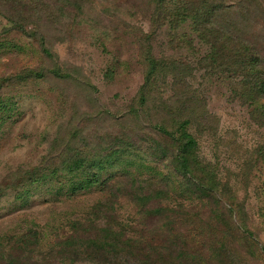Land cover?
I'll list each match as a JSON object with an SVG mask.
<instances>
[{
    "label": "rangeland",
    "instance_id": "1",
    "mask_svg": "<svg viewBox=\"0 0 264 264\" xmlns=\"http://www.w3.org/2000/svg\"><path fill=\"white\" fill-rule=\"evenodd\" d=\"M174 4L182 6L181 1ZM249 6V45L263 58L264 69V0H250ZM161 24L154 21L149 0H0V42L11 43L0 50V99L12 107L0 119V238L37 233L34 251L37 259L46 256L42 264H143L93 247L57 245L73 234L70 222L97 215L102 224L112 221L124 239L149 236L166 264L182 250L189 252L183 249L184 238L171 237L167 215L145 214L148 209L178 210L177 203L153 201L142 210L126 192L131 184L127 176L168 173L169 164L153 150L146 166L123 164L103 173L102 180L115 176L108 188L72 192L80 183L63 182L61 173L52 176L76 153L104 158L116 138H131L147 152L154 141L165 144L162 130H172L173 121L182 119L190 120L200 161L221 183L227 259L264 264V126L246 101L232 95L229 74L201 64L209 51L190 26L175 30L171 21ZM183 36L191 47L180 43ZM148 59H156L162 70L146 88L143 103ZM182 62L186 68L181 70ZM31 74L43 78L21 81ZM33 175L41 182H34ZM118 188L122 196L112 202ZM185 208L187 214L200 212V206ZM182 231L177 234L189 235ZM193 244L191 252L201 249L197 241Z\"/></svg>",
    "mask_w": 264,
    "mask_h": 264
},
{
    "label": "trees",
    "instance_id": "2",
    "mask_svg": "<svg viewBox=\"0 0 264 264\" xmlns=\"http://www.w3.org/2000/svg\"><path fill=\"white\" fill-rule=\"evenodd\" d=\"M178 1L182 2V6L179 8L175 6ZM171 3H175V8L171 6ZM149 5L153 9V18L156 23L171 21V25L176 24L174 25L175 30L184 25L190 26L200 43L209 51L207 56L201 60V64H206L209 68L217 67L230 75L234 84L232 95L246 101L252 107V114L263 127L264 69L261 68L263 58L254 46L249 45L248 33L253 28V10L249 6L250 0H240L232 5H227L225 0H149ZM174 11H177V14H174ZM13 25L21 30L24 28L17 27L16 23ZM181 42L188 44L189 47L192 46V41L186 36L182 37ZM10 44L9 42H0V50L10 48ZM12 48L17 52H23V48L19 45L14 44ZM146 66L145 83L141 92L143 103L146 88L154 85L155 76L162 70L156 59H148ZM185 68L184 62H182L181 70ZM107 76L112 79L111 73ZM30 77L34 80L43 78L42 75L31 74L21 78V81H26ZM10 105L0 99V119L7 115L9 109L12 108ZM173 125L174 128L170 131L162 130V134L167 139L166 143L154 141L153 148L149 147L147 152L142 151L141 144L131 138H127V140L116 138L104 158L89 159L82 157L81 152L76 153V159L65 161L61 170L58 171L59 173L54 172L52 176H59L61 173L64 178L63 182L80 183L78 187L72 188V192L84 190L85 187L105 186L108 188V184L114 181L115 176L102 180L103 173H108L109 170L119 168L123 164L141 162L143 166H146L153 157L151 153L153 150L154 155L161 156V160L169 164L166 166L169 170L168 173L158 176L159 170H154V173H151L153 175L149 177L127 176L130 178L131 184L126 192L131 196L135 205L142 210L146 209L153 201H174L178 204V210L167 207L157 211L145 210V214L150 216L161 212L167 215L166 227L171 237L178 238L179 242L181 240L179 238H184L183 249H187L189 252L182 250L178 259L174 258L171 263L212 264L217 262L218 264H233L227 259L230 257L228 254V227L226 220L221 218L222 215L225 216L222 206L224 193H221V183L198 157L199 145L189 132L190 120H175ZM137 153L139 155H135ZM170 154L173 156L170 157ZM262 154L264 159V153ZM33 180L36 183L41 182V178L34 175ZM120 191V188L113 190L115 193L112 202H116L118 197L122 196ZM199 206L200 212L197 214L185 212L187 209L185 207H189L190 211H193ZM205 211L209 213L208 217L204 216ZM188 216L190 219L187 218ZM205 217L207 218L205 219ZM261 217L264 224V213L261 214ZM107 218L110 219L109 216ZM230 218L232 217L230 216ZM242 219L244 220V218ZM101 221L102 216L97 215L94 220L70 222L69 226L73 234L68 235L57 245L63 249L93 247L111 254L128 255L142 261L143 264H166V261L159 260L160 253L154 249L149 236H142V241L132 238L124 239L122 232L113 229L112 221H108L109 224H102ZM239 222H241L240 219ZM242 227H244V223ZM183 229L189 235L177 234L179 230L183 232ZM148 234L153 235L154 233L148 232ZM191 237L192 239H190ZM38 239L37 233L20 238L10 236L0 238V264H42L41 262L45 260L46 256L37 259L34 251L39 244ZM188 239L192 245H195L193 242L197 241L201 249L191 252L189 249L191 244ZM194 250L196 249L194 248ZM224 252L227 254L226 259ZM159 261L161 262L158 263Z\"/></svg>",
    "mask_w": 264,
    "mask_h": 264
}]
</instances>
